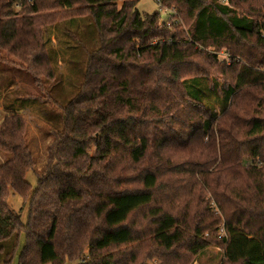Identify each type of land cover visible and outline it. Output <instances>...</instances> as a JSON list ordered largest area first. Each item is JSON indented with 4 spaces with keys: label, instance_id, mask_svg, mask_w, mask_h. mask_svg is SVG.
I'll use <instances>...</instances> for the list:
<instances>
[{
    "label": "trees",
    "instance_id": "16d2710c",
    "mask_svg": "<svg viewBox=\"0 0 264 264\" xmlns=\"http://www.w3.org/2000/svg\"><path fill=\"white\" fill-rule=\"evenodd\" d=\"M137 4L0 0V66L42 93L61 76L53 38L84 18L98 38L35 188L28 105L0 93V264H194L211 246L264 264V0H160L167 21Z\"/></svg>",
    "mask_w": 264,
    "mask_h": 264
},
{
    "label": "rangeland",
    "instance_id": "374dc122",
    "mask_svg": "<svg viewBox=\"0 0 264 264\" xmlns=\"http://www.w3.org/2000/svg\"><path fill=\"white\" fill-rule=\"evenodd\" d=\"M160 0H138L137 9L141 13L152 14L155 11H160L161 20L167 21L171 15V10L160 9L158 3ZM264 16V14H263ZM71 24V23H70ZM90 20L83 19L82 28L83 35L80 33V28H76L74 24L69 25L66 30H62L60 35V45L53 38L56 47V53L60 58L59 76L57 78L58 85L51 88L47 92L37 90L33 83V78L27 71L13 67L0 66L2 74H0V93L6 97V101H12L18 94L21 96V101L28 106L21 114L27 123L26 144L32 154L35 162V168L29 171L26 175V180L33 188L37 183V176L43 172L47 162V150L53 140L52 133L61 127V111L59 106L66 105L79 90L86 65V53L98 46V38L94 29H91ZM184 27V26H183ZM79 29V30H78ZM228 58L227 54L222 51L219 54V59ZM54 62V55H52ZM229 61V60H228ZM8 69V70H6ZM8 77V78H7ZM7 78V79H6ZM14 81L18 85L15 89L20 91H12L5 88L6 82ZM15 87V86H14ZM25 97H22V96ZM14 96V97H12ZM47 97L48 100L44 99ZM51 100V101H50ZM6 110L0 105V123L6 115ZM12 159V155L0 150V165H3ZM10 206L17 211L22 221L26 222L28 216V204H24L23 200L14 194L9 197ZM212 208L214 205L212 204ZM216 210V209H215ZM220 234L224 233L220 230ZM220 248L211 246L203 257L200 259L201 264H219L221 258ZM199 260V262H200ZM195 262L194 264H199ZM17 264V262H15ZM67 264H79V262H71ZM146 264H159L156 260L148 261Z\"/></svg>",
    "mask_w": 264,
    "mask_h": 264
},
{
    "label": "built area",
    "instance_id": "2783aa9c",
    "mask_svg": "<svg viewBox=\"0 0 264 264\" xmlns=\"http://www.w3.org/2000/svg\"><path fill=\"white\" fill-rule=\"evenodd\" d=\"M261 36L264 38V29L261 30Z\"/></svg>",
    "mask_w": 264,
    "mask_h": 264
}]
</instances>
